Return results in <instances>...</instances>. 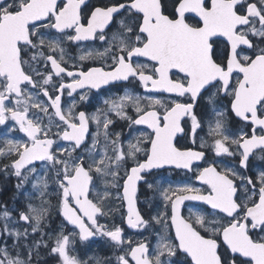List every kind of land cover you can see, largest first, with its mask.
Listing matches in <instances>:
<instances>
[{
	"label": "snow or ice",
	"instance_id": "1",
	"mask_svg": "<svg viewBox=\"0 0 264 264\" xmlns=\"http://www.w3.org/2000/svg\"><path fill=\"white\" fill-rule=\"evenodd\" d=\"M0 180V264H264V0H0Z\"/></svg>",
	"mask_w": 264,
	"mask_h": 264
},
{
	"label": "flooded vegetation",
	"instance_id": "2",
	"mask_svg": "<svg viewBox=\"0 0 264 264\" xmlns=\"http://www.w3.org/2000/svg\"><path fill=\"white\" fill-rule=\"evenodd\" d=\"M92 2L95 3V0H92ZM66 47L68 48V52L70 55H73V56L78 55V51H77L76 47L67 46V45H66ZM89 47H93V45H89ZM128 86L131 87V85H128ZM123 87H124V85L122 84L121 88H120L121 93L123 92ZM116 91H117V89L113 88V89H110V91L101 92L99 96H93L91 105H89L86 110L88 112L95 111L96 107L101 106L99 102H100L102 97H106V96L110 95L111 93H115ZM140 91L142 92V90H140ZM93 92H95V90H93ZM73 95L75 96V98L77 100H79V94L78 93H74ZM65 98H66L65 102L70 103V100L67 99V93H65ZM81 110H84V109H81ZM122 128L125 131H127L126 123L124 121L117 120L116 127L113 129V131H120ZM94 130H95V126H93V131ZM202 135H203V133H202ZM2 162H7V160H3ZM200 166L203 167L204 165L201 164ZM164 175H167V173H164ZM183 178H184L183 174H179V173L175 174L171 177V179L174 181H178V180H181ZM0 187H4V182L2 180H0ZM11 196H12L11 182H9L8 186H7V190L4 191L2 195H0V200L11 199ZM141 200H143V195H141ZM54 202L55 201H53V203ZM191 203L192 202H186V205L190 206ZM11 206L13 207L14 205L11 204ZM15 206L21 207L20 203L15 205ZM138 206L141 208L142 214H144L145 219H147L151 215V213L148 212V210H147V206L144 205L143 203L139 204ZM184 212H185V215H187V207H185ZM59 222H60V218L54 217V223H53L52 227L56 228L57 225L59 224ZM100 222L101 223H108L109 225H111V223H112L111 220H107L105 218H102ZM115 223L121 224V226L124 228L125 239H127L128 237H131L133 240H139V239H142L144 236L148 235V232H145L143 229L136 230V229L128 228L126 222H124V223L121 222V218L119 215L116 216ZM149 231H151V229H149ZM153 243H154V241H153ZM45 252H46L45 249H41V255L42 256L45 254ZM79 253H80V258L82 260L88 259V257L94 256V255H98L101 257L113 255L112 251L110 249H108L107 247H105L104 242L102 240H99V239L95 240V242L91 243L86 248L81 247L79 249ZM117 254H119V253H117ZM113 259H114V257H113ZM46 264H56V261L53 258L46 257ZM93 264H94V261H93Z\"/></svg>",
	"mask_w": 264,
	"mask_h": 264
},
{
	"label": "trees",
	"instance_id": "3",
	"mask_svg": "<svg viewBox=\"0 0 264 264\" xmlns=\"http://www.w3.org/2000/svg\"><path fill=\"white\" fill-rule=\"evenodd\" d=\"M1 201H3V202L7 201L9 203V205L12 204L11 199H2Z\"/></svg>",
	"mask_w": 264,
	"mask_h": 264
},
{
	"label": "rangeland",
	"instance_id": "4",
	"mask_svg": "<svg viewBox=\"0 0 264 264\" xmlns=\"http://www.w3.org/2000/svg\"><path fill=\"white\" fill-rule=\"evenodd\" d=\"M0 203H4V202L0 200ZM20 205H21V207H22V202H20ZM9 206L12 207L11 204H10ZM0 223H3V221H0ZM46 251H47V250H46Z\"/></svg>",
	"mask_w": 264,
	"mask_h": 264
}]
</instances>
